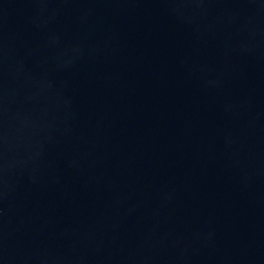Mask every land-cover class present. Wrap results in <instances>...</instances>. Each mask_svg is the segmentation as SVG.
Listing matches in <instances>:
<instances>
[{
  "label": "water",
  "instance_id": "water-1",
  "mask_svg": "<svg viewBox=\"0 0 264 264\" xmlns=\"http://www.w3.org/2000/svg\"><path fill=\"white\" fill-rule=\"evenodd\" d=\"M0 264H264V0H0Z\"/></svg>",
  "mask_w": 264,
  "mask_h": 264
}]
</instances>
